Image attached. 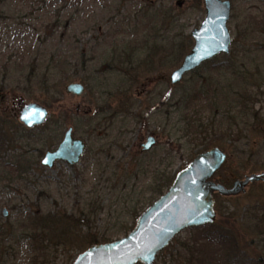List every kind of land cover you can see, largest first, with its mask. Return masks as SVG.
Listing matches in <instances>:
<instances>
[{
    "label": "rangeland",
    "instance_id": "374dc122",
    "mask_svg": "<svg viewBox=\"0 0 264 264\" xmlns=\"http://www.w3.org/2000/svg\"><path fill=\"white\" fill-rule=\"evenodd\" d=\"M201 2L0 0V117L6 121L0 130L7 129L8 138L22 139L4 143L10 147L0 160V264H73L80 254L75 241L86 229L65 220L71 244L43 243L38 248L29 239L31 220L49 213H89V202L94 204L92 233L101 240L126 236L138 218L132 217L140 193L147 200L154 191L156 170L179 172L207 151L202 144L215 143L210 148L227 153L226 167L212 178L230 182L223 184L227 187L264 171L246 170L251 154L256 159L251 162L264 164V0H231V54L216 57L220 64L209 72L200 67L173 83L172 73L180 64H173L162 44L179 42L173 39L179 32L189 35L200 27L206 17ZM123 49L129 54L125 62H135L126 63L125 71L110 68V56L119 59ZM47 78L50 89L44 84ZM73 82L85 85L83 95L67 93ZM231 89L246 94L258 113L240 144L228 140L232 133L227 122L233 114L223 116L218 109L227 103L223 97L231 95ZM199 90L208 91V98L196 97ZM192 97L195 102L189 101ZM21 98L49 109L50 119L43 127L26 132L19 123ZM198 118L207 126L200 132L197 125H187L188 119ZM55 121L65 124L63 136L72 126L76 138L102 154L88 151L78 164L60 161L52 169L41 165L43 156L36 162L35 150L46 140L55 143ZM221 123L228 137L213 133ZM150 135L159 142L145 152L142 144ZM214 199L216 221L236 237L240 250L253 261L264 256V242L255 227L264 214V181L250 184L239 196L216 193ZM190 229L159 252L154 264L183 263L177 252Z\"/></svg>",
    "mask_w": 264,
    "mask_h": 264
},
{
    "label": "water",
    "instance_id": "95a60500",
    "mask_svg": "<svg viewBox=\"0 0 264 264\" xmlns=\"http://www.w3.org/2000/svg\"><path fill=\"white\" fill-rule=\"evenodd\" d=\"M204 7L206 17L199 28L192 30L194 46L172 73L173 83L180 82L185 75L217 56L231 53L232 34L228 25L232 12L231 0H204ZM174 76L178 78L173 79ZM66 90L78 96L86 91L80 82L70 83ZM19 104V120L28 128L45 124L49 116L47 107L24 100ZM29 108L43 111L46 114L44 119L29 126L21 119ZM156 143L157 139L149 136L143 148L148 151ZM85 148L84 141L74 138L73 129L69 128L58 148L46 153L42 165L52 168L56 161H64L74 166L80 162ZM227 158V153L219 147L197 155L176 174L169 189L138 216L128 235L90 246L78 254L73 264H154L157 254L166 249L181 232L215 223L216 193L228 197L239 196L246 192L250 184L264 181V171L237 179L231 187L214 181L212 178ZM45 160L49 163H44ZM3 214L7 217V209H3Z\"/></svg>",
    "mask_w": 264,
    "mask_h": 264
},
{
    "label": "trees",
    "instance_id": "16d2710c",
    "mask_svg": "<svg viewBox=\"0 0 264 264\" xmlns=\"http://www.w3.org/2000/svg\"><path fill=\"white\" fill-rule=\"evenodd\" d=\"M197 2L199 3V6H201L202 4L201 0H197ZM176 40H179V42L173 41L175 43L176 54H177L175 57V61H176V64H179L180 61L185 57V55L193 47L194 43L189 36H184L182 32H179V34L176 36ZM233 43H234V40L232 42V45ZM236 49H234V51H237ZM124 51L126 50L125 49L120 50L119 59H117L116 54H113L112 56H110V61H109L110 68L114 70L120 69L121 71H125V68L124 70H122L124 65L126 63L134 61V60H131V58H129L130 61L125 62L124 59H126V55L128 53L127 52L124 53ZM217 61H218L217 58H215L203 64L201 68L204 67L206 68L205 70L209 72L212 69V67H215L216 65L220 64V63H217ZM228 65L229 67L233 66L232 63H229ZM47 81H48V78L44 81V84L47 87V89H50L48 88ZM231 90H232L231 91L232 96L229 95L230 93L224 96L223 98L225 99V102L227 103L224 104V101H223L221 106H218V109L221 108L223 112V116L227 115L230 117V115L233 114V116L231 117L232 121L227 120L228 121L227 123H229L231 127L230 132L232 133V138L228 140H233L234 144L236 143L240 144L241 141L243 140V138L241 139L240 136L243 134V132L244 134L246 133L248 123L251 122L250 126H252L253 123L257 121L258 113L254 112V105L253 106L249 105V103L252 100H250L249 97L245 96L246 94H240V91H236L234 89H231ZM207 94H209L208 91L202 92L201 90H199L198 92H196L195 96L199 97V99H204L207 96ZM194 99L195 98L192 97L189 101L191 102L193 100V102H195L196 100ZM223 120L224 119H222V121ZM55 123L57 124L58 122L55 121ZM64 125L65 124L57 126L56 130L62 129ZM187 125L188 127H190L191 125H197V127L199 128L197 130L198 132L202 131V129L207 127L206 125L202 123L200 118L193 119V120L188 119ZM221 125L222 123L218 125L217 127L214 126L213 128L215 131L213 133L216 134V132H218L221 135L224 134L225 136H227L225 133H227L228 131H223L220 128ZM36 129H39V128H36ZM36 129H33L31 132H34ZM235 129H237L238 131H236ZM185 134L188 135L187 133ZM228 135L230 136V134ZM31 139H33V137ZM213 139L214 138H211L210 141L215 142V139L214 140ZM205 141L203 143H205ZM211 144H215V143H211ZM211 144L210 145L202 144L204 145L203 150L209 149ZM47 145L50 146L52 145V143H49L46 140L44 141L42 148H38L35 150L37 154L39 153L38 156H35V159L37 158L36 162H38L39 157L44 155L43 148L45 151V148L47 147ZM88 151H90V154L94 156V153L92 152V149L90 147L88 148ZM100 154L102 153H99L98 155ZM251 159L256 160L255 154H251L249 158L247 159L250 162V164L246 166V170L247 169H251V170L264 169V164H262L260 161L254 162V160L251 162ZM163 161H165L164 158H162V162ZM227 163L223 165V167L219 170V172L224 170ZM176 174L177 173L172 174L167 169H160L158 171L156 170L155 175L153 177L154 181L152 183L153 185L152 188L154 189V191L151 192L150 194L151 196L147 200L145 199V197L140 198L143 195V191L140 193L139 195L140 197L137 198V200L138 199L139 200L135 206L132 218L134 219L137 218L145 210V207L147 205L152 204L155 200L161 197L166 192V190H168V188L172 185ZM220 182L222 184H226V183L230 184V182L228 181L226 182L220 181ZM93 207H94V204L89 202L88 207H87V210L89 211V213H85V211H82L80 212L81 215L76 216V217L67 216L65 213L63 214L62 213H58V214L49 213L45 215L44 217L39 216V215H34L33 220H31L32 227L29 228L32 231L31 235L29 236V239L32 240L33 244L38 245V246H35L38 248H43V243H52V242L63 243L64 245L66 244L67 246L68 244H71L70 234H69L71 231H70V227L67 224V222L68 221L71 222L72 220H75L78 224H80L81 229L82 228L83 230L84 228L86 229L85 231H81L82 234H80L79 239L78 240L76 239L75 241V244L77 245L75 248L78 249L79 253L83 252L84 250H86L87 248H89L90 246L94 244L107 243V242L113 241L112 239H106V238L101 240L100 238H98V236L95 233H92V228L89 226V223L91 220V214L93 213L92 212ZM65 220H68V221L64 223ZM256 224H257L255 226L256 230L262 236V239L264 242V214L262 218L261 217L257 218ZM128 231L129 230H127L126 232L128 233ZM193 231L197 233L196 236H194ZM190 232H191V235L189 236V239L185 241H181L180 249L177 252L178 257L183 259V263L181 264H264L263 255H261L258 260L253 261L252 258H249L245 254V252H243L244 250L241 251L237 243L236 237H234L231 232L227 231L225 227H223L221 223L218 221H216L213 224L202 226L200 228H191ZM83 233H86V234H83ZM0 237H1V229H0ZM67 238L70 241H68ZM66 240H67V243L65 242ZM3 242L4 241L0 239V247H2ZM85 246H87V248H85Z\"/></svg>",
    "mask_w": 264,
    "mask_h": 264
},
{
    "label": "flooded vegetation",
    "instance_id": "af4514ba",
    "mask_svg": "<svg viewBox=\"0 0 264 264\" xmlns=\"http://www.w3.org/2000/svg\"><path fill=\"white\" fill-rule=\"evenodd\" d=\"M164 32L166 31V29H164L163 30ZM169 32H171V28H170V31ZM192 32V31H191ZM191 32H190V34L189 35H184V36H189L190 38H191V40L193 41V43H194V40H193V38H192V35H191ZM178 35V34H177ZM176 35V36H177ZM176 36L173 38L174 40L176 39ZM157 46V44H155V46L154 47H156ZM162 46L164 47V50H168L167 52H169L168 53V55H169V57H171L172 59H171V61L173 62V64L175 65L176 64V61H175V57H176V48H175V43L172 41V42H170L168 45L167 44H162ZM231 47H232V45H231ZM193 48V47H192ZM192 48L190 49V51L192 50ZM189 51V52H190ZM231 51H232V48H231ZM188 52V53H189ZM187 53V54H188ZM186 54V55H187ZM231 54V53H230ZM229 54V55H230ZM185 55V56H186ZM185 58V57H184ZM184 58L180 61V65L182 64V62H183V60H184ZM152 59H154V58H151V59H149L148 61H150V60H152ZM147 61V62H148ZM153 61V60H152ZM207 63V62H206ZM179 65V66H180ZM178 66V67H179ZM177 69V68H176ZM171 81H172V76H171ZM22 100H24L25 101V99L24 98H21V100L20 101H22ZM26 102V101H25ZM19 108H18V112L16 113V116H17V118H18V121H19V123L20 124H22L23 126H24V128L26 129V132H31L33 129H36V128H41V127H43L46 123H47V121L50 119V112H49V116H48V119L46 120V122H45V124L44 125H42V126H38V127H35V128H28L24 123H22L20 120H19V114H20V110H21V105L18 103V105H17ZM49 110V109H48ZM108 111H105L104 113H107ZM5 120L4 119H2L1 117H0V125H3L4 127H5ZM59 122V121H58ZM57 125L58 126H60V125H62L61 123L59 124V123H57ZM62 127V126H61ZM1 128V127H0ZM63 128H64V126L62 127V129H58V130H54L53 131V133H54V139H55V143H53L52 145H47V147L45 148L46 150V152H45V154L43 155V159H44V157H45V155H46V153L47 152H50V151H54V150H56L57 148H58V146L60 145V143L62 142V140L64 139V136H65V133H66V131L69 129V128H72L73 129V137L74 138H76L75 136H74V128L71 126V127H69L66 131H65V133H64V136H63ZM62 136H63V138H62ZM151 136V135H150ZM149 137V136H148ZM148 137H147V139H148ZM154 137V136H153ZM62 138V139H61ZM156 138V137H155ZM78 139H80V138H78ZM147 139H146V141H147ZM157 139V138H156ZM17 140H22V139H19L18 137H14V138H8V134H7V129H3V131H1L0 130V160H4L5 158H4V152L5 151H7L8 150V148L10 147V145H6V146H4V143H8L9 141H11V142H13V141H17ZM82 140V139H81ZM84 141V140H83ZM158 142H159V140L157 139V143H156V145L158 144ZM84 143L86 144V148H85V150H84V154L82 155V157L83 156H85L86 155V153H87V151H88V148H89V146H88V143L87 142H85L84 141ZM144 144V143H143ZM143 144H142V149L144 150V148H143ZM156 145H154L153 147H155ZM57 146V147H56ZM56 147V148H55ZM152 147V148H153ZM151 148V149H152ZM150 149V150H151ZM211 149V148H210ZM207 150H209V149H207ZM145 152H146V150H144ZM149 151V150H148ZM92 152L94 153V156L96 155V156H99L98 154L100 153V152H98V154L96 153L97 151H95L94 149L92 150ZM205 152V151H204ZM202 153V152H201ZM200 154V153H199ZM198 154V155H199ZM3 155V156H2ZM82 157H81V159H82ZM42 159V160H43ZM81 161V160H80ZM57 162H60V161H56L55 163H54V165L57 163ZM62 162H64V161H62ZM68 164V163H67ZM41 165H42V161H41ZM68 165H70V164H68ZM42 166H44V165H42ZM70 166H72V165H70ZM44 167H47V168H49L48 166H44ZM54 167V166H53ZM52 167V168H53ZM52 168H50V169H52Z\"/></svg>",
    "mask_w": 264,
    "mask_h": 264
},
{
    "label": "snow or ice",
    "instance_id": "6c2138e0",
    "mask_svg": "<svg viewBox=\"0 0 264 264\" xmlns=\"http://www.w3.org/2000/svg\"><path fill=\"white\" fill-rule=\"evenodd\" d=\"M178 78V76H174L173 79ZM45 113L39 109L36 108H29L25 112V114L21 117V119L25 120L29 126H31L34 123H38L42 121L45 117ZM44 163H49L48 160H45Z\"/></svg>",
    "mask_w": 264,
    "mask_h": 264
}]
</instances>
